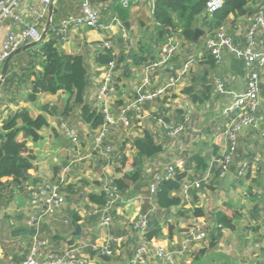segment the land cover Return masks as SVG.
<instances>
[{"label":"crops","instance_id":"obj_1","mask_svg":"<svg viewBox=\"0 0 264 264\" xmlns=\"http://www.w3.org/2000/svg\"><path fill=\"white\" fill-rule=\"evenodd\" d=\"M122 1L89 0L93 6L101 9L99 23L95 27L79 26L69 33L56 34L52 33V27H57L65 17L79 15L82 0H50L40 24L41 33L47 29L43 39L11 59L12 71L22 74L27 81L16 80L10 85H4L2 81L0 84V124L11 112L27 105L32 73L39 70V65L34 61L29 64V70L23 73L21 65L25 66L28 57L29 60H36L33 54L47 40L52 39L54 45L64 53L83 57L88 71L85 97L91 105L97 107L95 95L105 76L106 65H96L94 59L104 49L102 43L109 42L115 54L121 57L123 69H115L114 80L118 89L127 94L126 99L134 101L142 93L140 85L145 66L155 58L164 43L171 42L176 46L174 53L156 69L148 86L150 90L163 88L164 94L142 105L141 122L154 131L157 140L163 144V150L153 158L142 159L139 179L128 181L127 190L119 195L111 209L110 224L101 227V214L98 219L95 217L97 206L89 199V195L101 193L105 186L112 185L113 180L122 175L117 170L121 154L136 153L131 146L123 150V142L129 137H138L137 127L119 126L110 130L105 144L111 147V152L106 155L97 153L92 148L96 128L82 120L80 108L76 106L70 114L65 115L63 112L67 94L62 90L55 94H44L42 100L52 113L50 126L55 132L53 137L57 156L50 159L38 157L33 161V170L28 172L29 178L22 186L2 181L0 264H21L31 244L35 228L27 223L28 213H31L28 208L29 187L40 180L58 178H62L64 184L70 187L64 204L54 215L46 216L41 221L40 235L48 240L49 249L80 246L81 251L88 256L87 264H124L144 240L138 231L131 230L130 220L152 205L156 207V195L151 193L150 185L166 161L179 157L187 161L191 155L204 160L205 169L191 164L186 170L185 180H202L206 174L208 178L201 182L199 188H191L187 198L181 197L180 204L168 210L155 208L159 215L161 236L152 237L149 244L165 250L180 249L190 222H194L199 230L206 231V237L193 238L187 253L173 264H264V68L257 67L263 99L257 114L262 118V126L244 128L237 134L231 165L221 177L219 173L215 174L218 167L214 162L222 145V137H217V134L224 123L221 110L223 104H219L231 100L232 96H226L227 93L243 90L244 60L229 48H224L222 65L209 64L202 40L203 29L200 28L203 31L200 35L202 37L197 41L192 39L190 43H180L179 29L184 22L177 13L169 11L174 24L179 28L178 32L167 39L159 38L160 27L152 9L154 1L129 0L127 9ZM40 3V0H22L20 10L30 17L32 8ZM242 17L231 14L225 26L237 48L244 45ZM11 26L10 19L0 25V45ZM214 76L225 81L226 93L216 94L212 91L207 100L193 99L192 94L196 97L203 93V81L212 82ZM189 86L193 87L191 95L185 92ZM120 99L123 98L118 94L110 96L107 106L112 112L117 113ZM181 114H184L187 125L185 132L177 137L167 136L160 116H168L169 120L174 121ZM61 125L77 132V144L61 132ZM126 133L127 137L124 135ZM243 162L247 166L240 175ZM228 174L232 175L231 179ZM227 180L230 181L229 185L223 187V182ZM137 195L143 199L137 200ZM223 206L235 211L232 227L221 228L214 243L210 244V235L216 232H213L215 215ZM194 209L200 210L202 214L195 215ZM124 236L127 237L126 243L122 242ZM114 238H121V242L114 241ZM105 245L112 250L108 261L92 253ZM144 264L171 263H164L148 255Z\"/></svg>","mask_w":264,"mask_h":264},{"label":"built area","instance_id":"obj_2","mask_svg":"<svg viewBox=\"0 0 264 264\" xmlns=\"http://www.w3.org/2000/svg\"><path fill=\"white\" fill-rule=\"evenodd\" d=\"M21 1L0 0V25L7 19L12 21V26L6 32L0 45V69L3 62L13 51L22 45L38 40L41 35L40 24L45 17L46 7L50 0H40V5L32 8L30 17L25 12H21ZM222 4L223 0H207L205 3V12L211 15ZM122 5L128 7L129 0H123ZM80 7L81 13L79 15L65 17L57 27H52V33H69L79 26L95 27L99 23L101 9L93 6L89 0H82ZM241 21L243 22L242 26H244V45L241 48L234 47L232 36L223 25L203 40L204 48L212 55L215 65H222L224 48H229L236 56L241 57L245 63L243 90L238 93H227L226 96H232L231 100L229 99L226 103L219 104L221 106L223 104L221 110L224 115V123L219 128L220 132H218L222 135L221 150L214 162L217 164L219 176L221 177L225 175L231 165L232 157L236 149L237 134L244 128H257L262 126V118L257 114L263 103L260 93L261 77L257 67L264 68V3L252 14L243 16ZM102 47H110L109 42L102 43ZM175 49L176 46L173 43H164L155 58L145 66V74L142 78L143 82L140 85L142 93L134 101L126 99L127 94L120 91L114 84L115 62L111 61L106 65L105 76L95 95L98 107L103 113V122L96 127V134L92 139L93 150L103 155L111 152V147L105 144V141L109 131L119 126H136L138 130L137 136H142L144 130L149 129L141 122L143 117L142 105L164 94L163 88L148 89L150 78L156 69L169 60V57L174 53ZM212 82L213 93H226V83L221 77L214 76ZM117 94L119 96L121 95L124 100L118 106L117 113H114L107 104L110 96ZM161 125L165 134L170 137H177V135L185 132L187 128L185 122L174 123L171 121L167 123L162 121ZM60 130L74 144H77L78 134L74 129L66 125H61ZM124 135L127 137L128 133ZM246 166V162L241 164L239 170L240 175L243 174ZM184 167V158L179 157L169 162L166 161L159 174L155 177L154 183L150 185L151 193L154 194L156 192L159 182L172 178L177 169L183 170ZM207 178L208 174L202 180H185L181 184L180 196L187 198L190 189L199 188L201 182ZM61 182L62 178L56 180H40L29 187L28 208L30 207L31 213H28L27 223L35 228V233L32 236L31 244L21 264L88 263V256L81 251L80 246L67 247L62 250H50L48 240L40 235L41 221L46 216L54 215L65 202V196L60 190ZM115 190V187L112 185L103 188L107 201L98 211L101 214L99 221L101 227L108 226L112 220L111 208L119 199V194ZM136 199L142 200L143 198L141 195H137ZM153 209L154 205L146 212H141L137 217L132 219L133 229L138 231L143 238L148 222V214ZM198 228L199 226L196 223L190 222L180 249L165 250L160 247L151 246L149 242L143 240L137 248L136 253L124 264H144L145 258L148 255H153L155 259L163 261L164 263L173 264L179 257L187 253L188 246L193 238L203 239L206 237V231L199 230ZM113 240L121 242V238H114ZM105 244H108V242ZM102 252L106 255L112 253L108 245L102 247Z\"/></svg>","mask_w":264,"mask_h":264},{"label":"trees","instance_id":"obj_3","mask_svg":"<svg viewBox=\"0 0 264 264\" xmlns=\"http://www.w3.org/2000/svg\"><path fill=\"white\" fill-rule=\"evenodd\" d=\"M153 1V16L160 27L158 32L159 38L167 39L178 32L179 28L174 24L169 13L170 11L177 13L178 17L184 22L179 29L180 43L182 44L192 41L195 28L203 29V37H200L204 40L207 36L212 35L218 27L222 25L226 26L231 14L239 17L247 16L252 14L264 3V0H223L221 7L211 15H208L205 12V3L207 0ZM205 55L207 62L214 65L212 55L208 51H205ZM33 56L36 60H29L28 57L26 63L23 62L25 66L21 65L23 68L22 73L29 70V64H33L32 62L34 61L39 65V70L32 73L33 79L30 81L29 91L26 97L27 105L11 112L0 124V186L3 184L2 181L13 182L16 185L22 186L29 178L28 172L33 170V161L38 157L50 159L57 156V147L55 145V138L53 137L55 132L50 126L52 113L49 106L42 100L44 94H55L59 90H62L67 94L63 114H70L73 108L78 106L81 111L82 120L89 123L91 127L96 128L103 122L102 111L99 107L91 105L85 97L88 84V71L87 65L81 55L64 53L50 39L41 44V47ZM111 61L115 62V69H123L121 66V57L117 56L111 47H107L97 54L94 59V64L107 65ZM12 70L13 65L10 61L2 84L10 85L14 81L16 82V80H21V82L27 81V78H23L22 74L20 75ZM118 80H120V77ZM17 82L21 84V82ZM114 82L118 88L116 80ZM203 82V93L196 97L192 94L193 99L200 101L209 99L210 93L213 91V82ZM185 92L191 95L193 93V87H187ZM122 101L123 99L119 100V105L123 103ZM183 115L181 114L179 119L176 118L172 122L183 123ZM160 118L164 122H171L168 116L161 115ZM217 135L219 138L222 137L219 133ZM128 146L134 148L136 153L121 154L117 170L122 175L116 177L112 182V186L115 187V191L119 195H123L127 190L128 181H136L139 179V165L142 159L153 158L163 150V144L148 129L144 130L142 136L127 138L123 142V150H126ZM201 160L197 155L189 156L187 161H185L183 170L177 169L172 178L159 182L155 192V206L158 209L168 210L181 203V196L178 195V192H180L181 184L187 177L186 170L190 168L189 166L191 164H195L200 168L204 167L205 169L204 160ZM216 173H219V169L216 170ZM69 187L63 181L60 183V190L65 197L69 194ZM89 199L97 206L94 215L98 219L100 217V212L98 211L107 201L106 193L103 191L98 194L92 193L89 195ZM155 208L148 214V222L144 233L145 242H149L152 237L161 236L158 221L159 215L156 214ZM194 214L198 215L202 214V212L194 209ZM234 214L235 211L228 206H223L216 213L215 225L213 227V232H216L210 235L212 237L210 244L214 243L221 228L232 227ZM129 227L131 230H135L131 223H129ZM126 240L127 237L124 236L122 242ZM92 253L98 254L105 261H108L110 255H112V253L106 255L102 252L101 248L92 251Z\"/></svg>","mask_w":264,"mask_h":264},{"label":"water","instance_id":"obj_4","mask_svg":"<svg viewBox=\"0 0 264 264\" xmlns=\"http://www.w3.org/2000/svg\"><path fill=\"white\" fill-rule=\"evenodd\" d=\"M46 30H47V29H45V30L41 33L40 38H39L38 40L33 41V42H30V43H27V44H25V45H22L21 47H19V48L16 49L15 51H13V52H12V53L6 58V60L3 62L2 66H1V69H0V84H1V82L3 81V79H4V77H5L6 73H7V70H8V67H9V63H10L12 57H13L15 54H17V53H19V52H21V51H24V50L28 49L29 47L38 44V43L43 39ZM201 34H202V30H201L200 28H196V29L194 30L193 40L197 41ZM228 176L230 177V179L232 178V175H231V174H228ZM229 182H230L229 180L223 182V184H222L223 187L228 186V185H229Z\"/></svg>","mask_w":264,"mask_h":264},{"label":"rangeland","instance_id":"obj_5","mask_svg":"<svg viewBox=\"0 0 264 264\" xmlns=\"http://www.w3.org/2000/svg\"><path fill=\"white\" fill-rule=\"evenodd\" d=\"M112 209V208H111ZM132 222V220H130V223ZM132 224V223H131Z\"/></svg>","mask_w":264,"mask_h":264}]
</instances>
